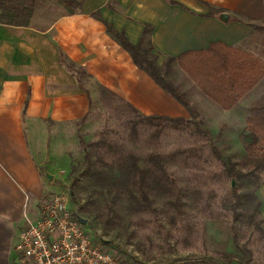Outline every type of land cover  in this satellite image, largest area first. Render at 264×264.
<instances>
[{
  "label": "crops",
  "instance_id": "1",
  "mask_svg": "<svg viewBox=\"0 0 264 264\" xmlns=\"http://www.w3.org/2000/svg\"><path fill=\"white\" fill-rule=\"evenodd\" d=\"M78 1L81 8L68 15L55 1L35 0L26 26L0 23V264H14L19 228L25 217L36 216L55 173L68 163L63 147L70 126L83 119L93 97L99 99L97 86L143 115L189 116L133 63L93 12L132 43L151 26L153 53L175 57L177 64L182 52L205 50L213 42L264 61V34L253 29L264 27V0ZM67 64L83 69L87 85ZM259 91L264 75L233 107Z\"/></svg>",
  "mask_w": 264,
  "mask_h": 264
},
{
  "label": "rangeland",
  "instance_id": "2",
  "mask_svg": "<svg viewBox=\"0 0 264 264\" xmlns=\"http://www.w3.org/2000/svg\"><path fill=\"white\" fill-rule=\"evenodd\" d=\"M163 62L166 58L159 57L157 63ZM178 64H169L166 77L185 92L198 124L141 119L97 86L99 99L93 97L83 119L70 126L68 147H63L69 160L55 173L48 196L64 195L85 220L84 230L121 264H264V167L251 159L261 156L249 155L239 139L245 118L264 102V91L223 110ZM71 70L87 85L83 69L73 65ZM213 146L246 176L228 175ZM87 155L99 179L84 174ZM130 155L146 172L147 200L138 191V173L122 176L118 185L106 178L120 176L119 164L130 165ZM154 155L160 156L158 163ZM235 187L255 197H243L238 219L232 209ZM147 203L150 208L142 209Z\"/></svg>",
  "mask_w": 264,
  "mask_h": 264
},
{
  "label": "trees",
  "instance_id": "3",
  "mask_svg": "<svg viewBox=\"0 0 264 264\" xmlns=\"http://www.w3.org/2000/svg\"><path fill=\"white\" fill-rule=\"evenodd\" d=\"M59 3L65 14H74L81 8V2L78 0H47ZM171 3H176L174 0H168ZM35 0H0V23L26 26L29 23L32 15ZM92 15L101 20L107 32L111 34L118 44L125 49L133 63L145 73L166 93L170 94L177 100L188 112L189 118L170 117L163 115H143L139 113L132 105L122 101L125 106L137 113L140 118L147 120H166L172 122L196 121L198 112L186 98L184 91L174 86L166 77L169 64L175 62V57H167L166 62L157 63L158 55L153 53L152 45L147 39L151 26H145L142 35L137 43L130 42L123 32L115 30L110 23L104 20L99 13L93 12ZM253 26V25H251ZM253 29L264 34L263 26H253ZM178 62L185 72H187L204 92V94L218 104L223 109L233 107L237 99L255 82L264 75V61L255 57L253 54L245 52L239 48L225 45L221 42H213L205 50H189L178 55ZM74 64H67V68L72 69ZM103 92H109L106 88L99 86ZM118 98V97H117ZM119 100H121L119 98ZM253 114L245 118L246 127L240 132L239 139L245 151L251 156H261L259 158H251L258 163L261 168L264 167V102L252 109ZM212 152L215 157L224 165L226 172L232 178L242 179L246 175L234 166V163L226 155H223L215 146L212 147ZM130 165L119 164L120 176H106L113 184H121L122 176H134L138 173L140 182L138 191L143 200H147V193L144 189L143 180L146 172L140 169L137 165L134 155H130ZM87 158L86 175L94 176L99 179L100 172L97 169H92L91 161ZM154 160L158 163L160 156L154 155ZM257 166V167H258ZM259 168V167H258ZM258 186V185H257ZM256 186V187H257ZM131 199H135L132 188H127ZM234 218H239V209L244 206L243 197L254 199V195L248 193H239L237 188H232ZM142 209H149V204L142 205ZM169 264H183L174 263Z\"/></svg>",
  "mask_w": 264,
  "mask_h": 264
},
{
  "label": "built area",
  "instance_id": "4",
  "mask_svg": "<svg viewBox=\"0 0 264 264\" xmlns=\"http://www.w3.org/2000/svg\"><path fill=\"white\" fill-rule=\"evenodd\" d=\"M14 264H121L84 230L61 193L44 197L25 217L14 243Z\"/></svg>",
  "mask_w": 264,
  "mask_h": 264
},
{
  "label": "water",
  "instance_id": "5",
  "mask_svg": "<svg viewBox=\"0 0 264 264\" xmlns=\"http://www.w3.org/2000/svg\"><path fill=\"white\" fill-rule=\"evenodd\" d=\"M76 215H77V213H76ZM77 217H78V219H79V221L81 222V223H85V220L84 219H82V218H80L78 215H77Z\"/></svg>",
  "mask_w": 264,
  "mask_h": 264
}]
</instances>
